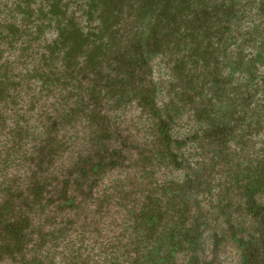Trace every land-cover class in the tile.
<instances>
[{
	"label": "flooded vegetation",
	"instance_id": "1",
	"mask_svg": "<svg viewBox=\"0 0 264 264\" xmlns=\"http://www.w3.org/2000/svg\"><path fill=\"white\" fill-rule=\"evenodd\" d=\"M204 1L209 20L220 19L225 27L230 6L246 1L254 12L264 10V0ZM222 1L220 12L214 6ZM159 3L0 0V20L18 19V30L28 38L23 46L29 50L16 64L56 71L46 81L33 72L22 77L13 107L30 127L20 130L19 143L0 133V264H264V206L250 208L249 216L244 208L232 209L211 189L210 165L193 148L219 140L233 128V116L196 117L188 109L163 107L167 69L154 51L164 31L156 15ZM75 26L96 43L74 45L80 73L60 81L55 67L71 64L65 55ZM101 41L109 43L103 47ZM102 48L109 50V60L94 64L88 50ZM17 49L6 48L4 55L14 60ZM69 61L74 64L75 57ZM125 62L127 77L116 79L112 68ZM84 63L94 66L86 70ZM144 79L150 85L145 97L138 93ZM217 87L220 96L207 94L212 103L228 104L241 93L239 80ZM11 123L4 119L3 126H16ZM160 188L179 200L167 215L137 196V190ZM145 234L151 244L142 249L138 243Z\"/></svg>",
	"mask_w": 264,
	"mask_h": 264
},
{
	"label": "trees",
	"instance_id": "2",
	"mask_svg": "<svg viewBox=\"0 0 264 264\" xmlns=\"http://www.w3.org/2000/svg\"><path fill=\"white\" fill-rule=\"evenodd\" d=\"M262 2L263 1L260 0V3ZM225 3L226 2L222 1V3L217 4L218 7L214 6V8L223 12L225 9ZM203 6L204 8L208 6V3L204 0H161V3H159V6L156 9V15L159 27L164 29L165 36L163 39L159 36L158 42L156 43L158 48L156 47L154 51L157 50V54L162 55V58L159 57L161 58L160 63L164 62L165 64H163V66L167 69V72L163 73H165L164 75L166 76H170V74H168L169 65H167L169 59L167 55L161 51L163 48L177 43H186V40L194 37L195 34L197 36L200 34L201 38H205V40L203 43L202 41H199L200 44L190 48L189 57L192 61L196 62L206 61L208 56L211 55L212 50L215 47L218 48L219 43L226 44L232 37L238 34L246 35V37H243L241 40L245 45H242L241 50L237 51L236 46L233 47L230 43H227L228 45L226 46V48H230L229 54L236 61V64L241 61V66L238 67V65H236V69L234 70L235 74L230 73V75H227L228 77H224L227 80L223 78L216 86L207 89V93H213L216 91L220 96L221 90L217 86L221 85L223 87L227 82L228 84H232L239 80V88L241 91V93L239 92V98L242 100L240 108L243 115L239 112L224 113V116H233L232 119L234 120V124L233 128L230 127L228 129L229 131L218 135L222 136L219 138V141L222 143L218 142L217 139H214L211 140L212 143H194L193 148L196 150L199 147L202 148V150L198 149V151H200L198 156L203 157L202 161H205L207 166L210 165L209 178L212 181L210 183L211 189L215 191L217 195H221L222 200L228 201L229 206L233 207L232 209H236L237 213L241 208H244L247 216H249L250 208L253 206H264V136H261L259 139L252 138V136L254 137L256 134L253 135V132L251 131V129L259 131L258 127L264 128V35L253 37V32L247 33V31L249 28H253L250 26L251 22L258 21L262 25V21H264V10L262 9V6H260L257 7V11H255L257 13H255L253 7L246 1H244V3L241 2V4H238L235 7L230 6L228 11H225L227 17H229L227 22L230 24L225 27V25L221 24V22L224 23V21L220 19L217 21H210L208 15L204 13L205 9L201 8ZM228 6L229 5H227V7ZM159 11H161V13H159ZM17 20L18 19H15V23H9L5 18L0 20V104H2L1 101L4 102L2 107L0 105V133L5 136L6 141L12 140L13 143H19L20 139L18 134H20V130L22 133L28 132L30 127L29 124H27V121L23 120V118H25L23 114L18 115V111L13 107L15 106V98L17 97V93H13L17 91V87L21 86L23 80L22 77L33 72L35 76H39L40 79H45L46 81L49 77L48 72L56 74V71L48 70V72H44L40 66L28 67L25 61V64H23L22 67L20 64L23 62L16 64L17 59H20L18 57H22L29 46V44L23 46V44L28 41V38L24 39V32L18 30L19 27ZM232 21L235 24H231ZM236 23H238V25ZM231 26L235 27V31L229 34H223V41L216 44V40H213V37L220 33L224 28L227 29ZM262 27L264 29V25H262ZM75 29L68 56L65 55L66 63L71 62V64L66 67L65 65L55 67V69L58 70L57 73L59 75L57 78L60 81L62 78H69V80H72L75 77V74H73L74 72H76V75L80 73L79 57L78 55H75L77 50L74 45H79L81 43H85L86 45L88 42L92 45L96 43L95 40L87 41L88 38L81 30L82 27L75 26ZM100 38H102V36H100ZM245 40L248 42L246 43ZM259 40V46H250L251 44L254 45L255 42ZM107 43H109V41H101L99 44L101 46L105 44L104 46L106 47ZM14 44H20V49H17ZM239 46L240 44H238V47ZM3 47L8 49L14 47L17 50H20L19 55L17 58H14V60H11L9 56L4 55L6 48ZM243 47L252 55H245L243 53ZM38 49L40 50V47H38ZM108 52L109 50L103 48L96 51L95 49L92 51L88 50V54L91 57L96 58L94 64L100 61H108L109 58L106 57ZM94 53L95 55L92 56ZM35 54L39 57V51ZM98 54H102L104 57L97 60ZM26 55L28 58L31 57V54ZM41 56L45 59L44 52L41 53ZM73 56L75 57V61H73L74 64L72 61H69L72 60ZM129 59L136 62L135 54L131 53ZM83 65L86 70L91 69L94 66L92 63H88V65L84 63ZM238 73L240 76H238ZM186 75L187 79L184 81H187V84L190 86L188 87L197 90L200 87L198 81L199 75L197 78L189 76L188 74ZM235 75L237 77H235ZM201 80H204V77ZM192 84H194V86H192ZM147 86L150 85L147 84ZM194 94L195 93L189 90L179 107L181 110L188 109L194 111L193 115L200 117L196 110L199 107L204 111L203 105L206 104V100H208V102L211 101V95L197 96ZM225 99L226 95L223 94V101H225ZM219 101L216 104L225 105ZM9 103L12 104V106H9ZM215 114L217 115V113ZM10 118L12 122L11 124H16V126L7 129V126H3V122L4 119ZM213 118L214 117H212V119ZM20 119L23 123H20ZM2 127H4L5 131H3ZM208 157H210V159L207 161ZM145 172H148V170L146 169ZM154 181L157 182L155 177ZM158 183L159 182L155 184V189L158 188ZM172 185L173 184L171 183L169 186ZM155 189H148V191L150 190L152 195H154L157 192ZM173 189H176V187L173 186ZM232 199H236V201H233ZM155 200L156 195L146 201L154 202ZM217 204H221V200H219V203ZM259 210L260 208L255 211L257 212ZM240 212L241 214L244 213L243 211ZM258 215L259 214H257V218L259 217ZM251 216L256 220V217H253V215Z\"/></svg>",
	"mask_w": 264,
	"mask_h": 264
},
{
	"label": "rangeland",
	"instance_id": "3",
	"mask_svg": "<svg viewBox=\"0 0 264 264\" xmlns=\"http://www.w3.org/2000/svg\"><path fill=\"white\" fill-rule=\"evenodd\" d=\"M255 21V20H254ZM262 25H264V21H262ZM255 23V24H253ZM262 25L256 21V22H251L250 26L253 28H249L247 33H252L253 37L261 36L264 35V29ZM233 28L229 30L224 28L220 33L216 34L213 37V40H216L215 43H219L223 41L222 35L226 33H231L233 32ZM165 32V31H163ZM161 32L160 37L163 39L165 36V33ZM243 37H246V35H236L232 37L229 40V43L231 46H236V49H238V44L245 46L243 43L240 42V39ZM205 38L202 39L201 35L197 36L196 34L194 37H191L189 40H186L187 42L185 43H177L173 45H169L165 48H163L161 51H163L167 57H168V72H170V76H167V83H168V88L165 92L166 98H165V103L163 104L164 106H169L171 110L174 112H179L181 111L179 105L182 103V101L185 99L186 94L189 91V87L187 84L186 80V74L189 76H192L194 78H197L199 75V84L200 87L197 90L193 89L194 95L201 96V95H207V89L209 87L216 86L221 79H223L225 76L230 75V73L235 74V69L236 65L241 66V61L236 64V61L231 57L229 54L230 48H226L228 45L227 43H219L218 48H214L211 52V55L208 56V59L206 61H192V59L189 57V51L190 48L193 46H196L197 44H200L204 42ZM233 40V41H232ZM200 41V42H199ZM232 41V42H231ZM242 47H240V50ZM244 49V47H243ZM243 53L247 56H251L252 54L247 51V49L243 51ZM129 62V61H128ZM126 62L123 64H116L113 68L112 71L118 79H124L127 77V68H126ZM170 68V69H169ZM204 77V80H201ZM119 80H117L115 83L117 86L121 85L119 83ZM208 80V81H207ZM247 80V79H246ZM245 81V80H244ZM202 82V83H201ZM148 80H143V83H139V86L144 85L142 88H140V91L138 93L140 95H143V97L146 96V94H149L150 92L148 91L147 87ZM208 96V95H207ZM241 99L234 97L233 99L230 100L228 104L221 105V104H216L209 102L205 104L206 110H201L199 107L197 108V113L200 117H203V114H206L207 112L211 113L214 115L217 113V115H222L224 113H230V112H239L240 114L243 115L241 112L240 104H241ZM178 108V109H177ZM259 131L256 129H251L253 132V135L256 134V136H252V138L259 139L261 136H264V128L261 127L259 128ZM218 142L222 143L221 141L217 140ZM201 149L202 148H198ZM162 188V186H161ZM156 192V200L152 202L155 210L158 213H162L164 211V215L168 214V209L170 207H174L177 205V197L172 194L171 192L168 191H163L162 190ZM166 193V194H165ZM152 192L149 190L145 191H140L137 190V196L143 199H150L152 198ZM150 205V203H149ZM151 244V238L150 235L145 234L144 237L139 241L138 245L143 249L144 245H150Z\"/></svg>",
	"mask_w": 264,
	"mask_h": 264
}]
</instances>
